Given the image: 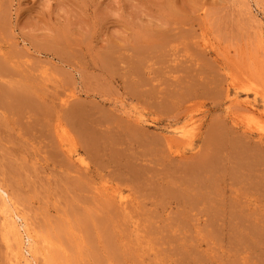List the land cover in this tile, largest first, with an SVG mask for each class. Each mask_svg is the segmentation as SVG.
<instances>
[{
	"label": "rangeland",
	"instance_id": "rangeland-1",
	"mask_svg": "<svg viewBox=\"0 0 264 264\" xmlns=\"http://www.w3.org/2000/svg\"><path fill=\"white\" fill-rule=\"evenodd\" d=\"M0 92V264H264V0H0Z\"/></svg>",
	"mask_w": 264,
	"mask_h": 264
},
{
	"label": "bare ground",
	"instance_id": "bare-ground-1",
	"mask_svg": "<svg viewBox=\"0 0 264 264\" xmlns=\"http://www.w3.org/2000/svg\"><path fill=\"white\" fill-rule=\"evenodd\" d=\"M4 91H5V90H4ZM11 91H12V90H11ZM1 92H2V91H1ZM1 92H0V93H1ZM5 92H6V91H5ZM7 92H8V91H7ZM14 92H15V91H14ZM14 92H13V93H14ZM8 94H9V93H8ZM20 95H21V94H20ZM6 96H7V95H6ZM1 97H2V95H1ZM3 98H4V95H3ZM17 98H18V97H17ZM17 98H16V100H18ZM19 98H21V96H20ZM26 98H27V97H26ZM0 99H1V98H0ZM27 99H28V98H27ZM3 100H4V99H3ZM21 101H22V100H21ZM21 101H19V102L21 103ZM27 101H28V100H27ZM0 102L2 103V101H0ZM4 102H5V101H4ZM4 102H3V103H4ZM13 102H14V100H13ZM31 102H32V101H31ZM8 103H9V102L7 101V104H8ZM15 103H17V102H15ZM20 103H19V105H21ZM23 103H24V101H23ZM27 103H29V102H27ZM32 103H33V102H32ZM36 103H37V102H36ZM13 104H14V103H13ZM37 104H38V103H37ZM38 105H39V104H38ZM9 106H10V103H9ZM15 106H16V104H15ZM21 106H23V105H21ZM32 106H34V105H32ZM35 106H36V105H35ZM36 107H37V106H36ZM6 108L8 109V107H6ZM9 108H10V107H9ZM25 108H27V107L25 106ZM29 108H30V107H29ZM37 108H38V107H37ZM37 108H36V109H37ZM13 109H14V108H13ZM22 109H23V107H22ZM22 109H21V110H22ZM8 110H9V109H8ZM10 110H12V108H11ZM23 110H25V109H23ZM32 111H34V110H32ZM10 112H12V111H10ZM13 112H14V110H13ZM34 112H35V111H34ZM38 112H39V111H38ZM39 113H40V112H39ZM42 113H43V111H42ZM217 129H219V128H217ZM220 130L222 131L221 128H220ZM221 131H220V132H221ZM212 132H213V130H212ZM220 132H219V133H220ZM222 132H224V131H222ZM222 132H221V134H222ZM209 134H210V133H209ZM209 134H208V136H209ZM213 134H214V135L210 134L212 137L209 136V137L207 138L208 143H210L212 140H213V141L216 140V142H219V143H220V141H221V142H222V141L224 142V139H225L224 136H223L224 139L222 138V139H223V140H222V139H221V135H219V134H218V135H217V134L215 135V133H213ZM222 135H223V134H222ZM219 139H220V140H219ZM260 139H261V138H260ZM225 141H226V140H225ZM228 141H229V140H228ZM216 142H213V143H215V145H216V146L213 145V146H215V147L219 146V145L216 144ZM223 142H222V145H224ZM234 142H235V141H233V143H234ZM219 143H218V144H219ZM234 144H235V143H234ZM234 144H232V146H234ZM235 146H236V144H235ZM236 147H237V146H236ZM232 149H233V152H236V148L234 149V148L232 147ZM237 152H238V148H237ZM252 152H253V153H256L257 150H254V151L252 150ZM252 152H251V153H252ZM231 153H232V152H231ZM248 153H250V152L248 151ZM258 153H260V152H258ZM239 154H240V153H239ZM239 154L237 153V156H238ZM245 154H247L246 151H245ZM252 155H253V154H252ZM252 155H251V156H252ZM257 155H258V154H257ZM263 155H264V154H263ZM263 155H262V153H261V154H259L258 156H263ZM235 156H236V154L234 155V158H235ZM243 156H247V155H244V154H243ZM254 156H255V155H254ZM240 158H241L240 156H239V159H238V157H236V159H238V160H241ZM252 158H253V156H252ZM257 158H259V157H257ZM261 158L263 159L264 157H261ZM207 159H208V158H207ZM245 159H246V157H245ZM253 159H254V160H257L256 158H253ZM203 160H204V158H203ZM209 160H211V159L209 158L208 161H209ZM238 160H236V161L239 162ZM247 160H248V159H247ZM263 160H264V159H263ZM205 161H206V160H205ZM211 161H213V160H211ZM257 161H258V160H257ZM259 161H260V160H259ZM259 161H258V162H259ZM203 162H204V161H203ZM255 162H256V161H255ZM209 163H210V162H209ZM211 163H212V162H211ZM243 163H245V162H243ZM245 164H246V163H245ZM204 165H205V164H204ZM212 165H213V164H212ZM259 165H261V164H259ZM259 165H258V166H259ZM243 166H244V165H243ZM253 166H254V164H253ZM255 166H256V165H255ZM255 166H254V167H255ZM244 167H245V166H244ZM248 167H249V166H248ZM196 168H197V167H196ZM198 168H199V167H198ZM205 168H206V167H205ZM207 168L209 169V167H207ZM210 168H211V167H210ZM213 168H214V166H213ZM252 168H253V167H252ZM211 169H212V168H211ZM211 169H210V170H211ZM238 169H239V167H238ZM243 169H244V168H243ZM249 169H250V168H249ZM198 170H199V169H198ZM245 170L249 171L248 169H245ZM208 171H209V170H208ZM236 171H237V170H236ZM195 172H196V171H195ZM213 172H214V170H213ZM213 172H212V173H213ZM237 173H238V172H237ZM247 173H248V172H247ZM248 174H249V173H248ZM197 177H198V176H197ZM213 177H214V176H212L211 178H213ZM234 177L236 178V176H234ZM250 178H251V177H250ZM196 180H197V179H196ZM210 180H211V179H210ZM257 180H259V179H257ZM192 181H193V180H192ZM210 182H211V181H210ZM263 183H264V181H263ZM196 184H197V183H196ZM213 184H214V183H213ZM254 186H255V185H254ZM257 186H258V185H257ZM195 188H196V186L194 187V189H195ZM59 228H60V227H59ZM252 231H253V230H252ZM61 232H62V231H61ZM251 233H252V232H251ZM254 236H255V235H254ZM244 237H245V235H244ZM252 237H253V236H252ZM242 239H243V237H242ZM242 239H241V237H240V241H241ZM247 239H248V236H247L246 240H247ZM244 240H245V239H243V241H244ZM244 242H245V241H244ZM242 243H243V242H242ZM56 256H57V254H56Z\"/></svg>",
	"mask_w": 264,
	"mask_h": 264
}]
</instances>
